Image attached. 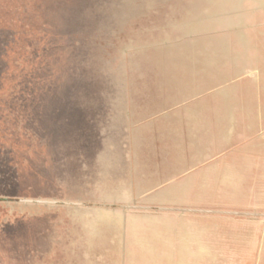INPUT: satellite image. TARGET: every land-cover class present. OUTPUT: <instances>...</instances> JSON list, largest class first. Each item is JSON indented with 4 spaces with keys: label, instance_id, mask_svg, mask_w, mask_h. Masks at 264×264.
<instances>
[{
    "label": "rangeland",
    "instance_id": "obj_1",
    "mask_svg": "<svg viewBox=\"0 0 264 264\" xmlns=\"http://www.w3.org/2000/svg\"><path fill=\"white\" fill-rule=\"evenodd\" d=\"M251 63L264 0H0V264H156L154 246L75 245L62 122L154 114ZM40 199L58 204L22 202Z\"/></svg>",
    "mask_w": 264,
    "mask_h": 264
},
{
    "label": "crops",
    "instance_id": "obj_2",
    "mask_svg": "<svg viewBox=\"0 0 264 264\" xmlns=\"http://www.w3.org/2000/svg\"><path fill=\"white\" fill-rule=\"evenodd\" d=\"M190 96L154 114L62 122L76 136L60 145L76 246H154L156 264H264V65Z\"/></svg>",
    "mask_w": 264,
    "mask_h": 264
},
{
    "label": "water",
    "instance_id": "obj_3",
    "mask_svg": "<svg viewBox=\"0 0 264 264\" xmlns=\"http://www.w3.org/2000/svg\"><path fill=\"white\" fill-rule=\"evenodd\" d=\"M23 203L29 204V203H36V204H58L57 201H42V200H22ZM256 216H264V215H257Z\"/></svg>",
    "mask_w": 264,
    "mask_h": 264
}]
</instances>
